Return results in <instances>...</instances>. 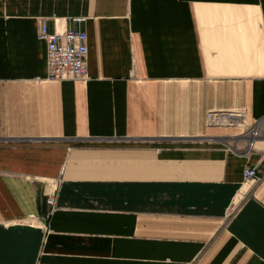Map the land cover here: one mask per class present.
<instances>
[{"label": "crops", "instance_id": "crops-1", "mask_svg": "<svg viewBox=\"0 0 264 264\" xmlns=\"http://www.w3.org/2000/svg\"><path fill=\"white\" fill-rule=\"evenodd\" d=\"M42 17L86 33V79H46ZM239 109L264 0H0V264H264V124L245 154L206 122Z\"/></svg>", "mask_w": 264, "mask_h": 264}, {"label": "built area", "instance_id": "built-area-1", "mask_svg": "<svg viewBox=\"0 0 264 264\" xmlns=\"http://www.w3.org/2000/svg\"><path fill=\"white\" fill-rule=\"evenodd\" d=\"M83 18H73L79 23ZM37 39L46 47V79L48 81H75L88 77L87 68V35L84 31L74 28L48 29L45 18L37 20ZM206 122L209 126L229 127L240 131L244 140V153H249L254 147L262 132L264 117L247 124L245 112L240 110H212L206 113ZM243 183L249 187L260 180L258 166H246L242 172ZM52 205L53 199H47Z\"/></svg>", "mask_w": 264, "mask_h": 264}, {"label": "bare ground", "instance_id": "bare-ground-1", "mask_svg": "<svg viewBox=\"0 0 264 264\" xmlns=\"http://www.w3.org/2000/svg\"><path fill=\"white\" fill-rule=\"evenodd\" d=\"M240 110V109H239ZM248 185H244L242 188H241V190H240V192H239V194H238V199H237V201H240V199H241V197L243 196V194H244V192L248 189Z\"/></svg>", "mask_w": 264, "mask_h": 264}]
</instances>
